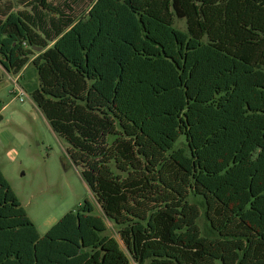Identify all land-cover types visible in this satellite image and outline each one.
I'll use <instances>...</instances> for the list:
<instances>
[{
	"label": "trees",
	"instance_id": "16d2710c",
	"mask_svg": "<svg viewBox=\"0 0 264 264\" xmlns=\"http://www.w3.org/2000/svg\"><path fill=\"white\" fill-rule=\"evenodd\" d=\"M110 2L104 9L94 0L82 18L67 2L0 7L1 66L11 75L35 67L30 96L104 211L87 202L41 237L0 168V264H264V193L246 201L237 187L223 198L203 183L187 132L164 148L131 115L146 84L131 89L110 67L92 73L87 59L102 31L99 15L116 8V32L146 54L153 49L148 55L166 64L164 82L203 43L264 73V0ZM105 218L126 250L106 234Z\"/></svg>",
	"mask_w": 264,
	"mask_h": 264
},
{
	"label": "rangeland",
	"instance_id": "374dc122",
	"mask_svg": "<svg viewBox=\"0 0 264 264\" xmlns=\"http://www.w3.org/2000/svg\"><path fill=\"white\" fill-rule=\"evenodd\" d=\"M33 1L0 0V7L5 11L26 9ZM49 1L67 2L72 15L82 18L94 0ZM108 6H112L110 0H101L99 7ZM115 9L99 15L102 31L87 55L90 68L94 67L91 72L110 67L117 81L127 75L131 89L135 81L144 82L145 90L140 89L131 115L164 148L187 132L194 145L197 178L223 198L237 187L246 201L264 193V73L240 65L203 43L198 51L188 53L184 68L171 72L170 81L164 82L161 72L166 64L148 55L153 49H149L152 54H146L116 32ZM178 26L185 29L184 21ZM33 70L37 74L35 67ZM0 71V109L6 104L0 111V168L40 236L44 237L66 213L78 211L87 202H93L96 213L104 216L82 168L69 156L67 143L55 134L29 92L20 100L15 81L1 64ZM146 76L150 77L148 85ZM132 105L128 100L126 107ZM105 220L106 234L117 237L126 250L118 229L108 218Z\"/></svg>",
	"mask_w": 264,
	"mask_h": 264
},
{
	"label": "crops",
	"instance_id": "0c3cea01",
	"mask_svg": "<svg viewBox=\"0 0 264 264\" xmlns=\"http://www.w3.org/2000/svg\"><path fill=\"white\" fill-rule=\"evenodd\" d=\"M33 68H34V66L29 63L17 75H11L10 73L9 74L7 73L9 75V77L13 81H15V88L17 90L23 89L26 93H28V92L31 93L34 89H36L38 87V83H35L38 76L35 73V71L33 70ZM21 79H24L22 83L19 82ZM31 82L34 83L35 85H32ZM5 107H6V104L3 105V107L0 109V111L2 109H4ZM1 117H2V115L0 114V118Z\"/></svg>",
	"mask_w": 264,
	"mask_h": 264
},
{
	"label": "built area",
	"instance_id": "2783aa9c",
	"mask_svg": "<svg viewBox=\"0 0 264 264\" xmlns=\"http://www.w3.org/2000/svg\"><path fill=\"white\" fill-rule=\"evenodd\" d=\"M17 91H18L17 92L18 93L17 94L18 97L20 98L21 101H23L24 100V97L23 96H24V94H26V92L23 89H18Z\"/></svg>",
	"mask_w": 264,
	"mask_h": 264
},
{
	"label": "water",
	"instance_id": "95a60500",
	"mask_svg": "<svg viewBox=\"0 0 264 264\" xmlns=\"http://www.w3.org/2000/svg\"><path fill=\"white\" fill-rule=\"evenodd\" d=\"M36 50H41L40 48H35Z\"/></svg>",
	"mask_w": 264,
	"mask_h": 264
}]
</instances>
